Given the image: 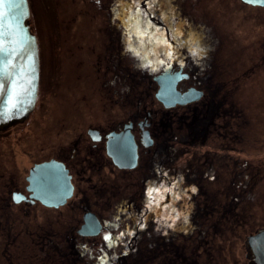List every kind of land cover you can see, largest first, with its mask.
Wrapping results in <instances>:
<instances>
[{
  "label": "flooded vegetation",
  "instance_id": "flooded-vegetation-1",
  "mask_svg": "<svg viewBox=\"0 0 264 264\" xmlns=\"http://www.w3.org/2000/svg\"><path fill=\"white\" fill-rule=\"evenodd\" d=\"M111 2L28 0L39 84L34 110L0 129V264H127L160 211L167 219L182 209L188 182L203 190L212 181L211 195L227 197L234 180L248 176L247 163L232 157L246 152L234 129L243 118L233 102V80L207 73L211 63L200 51L190 57L179 39L184 35L164 26L163 0ZM40 19L48 21L46 30ZM128 58L138 83L126 89L132 79H123L127 72L122 76L121 69ZM165 73L180 77L176 91L191 94L192 102L167 108L158 99V78ZM105 94L118 119L92 122L73 142L74 96L77 106L84 101V110ZM110 146L137 149L136 166L121 168ZM188 149L193 156L180 166ZM124 190L130 200H116L113 192ZM103 204L116 209L112 220L98 210ZM224 205L208 209H231ZM96 222L99 233L89 235ZM126 225L129 238L121 253L90 255L86 244ZM110 234L107 246H117Z\"/></svg>",
  "mask_w": 264,
  "mask_h": 264
},
{
  "label": "rangeland",
  "instance_id": "rangeland-1",
  "mask_svg": "<svg viewBox=\"0 0 264 264\" xmlns=\"http://www.w3.org/2000/svg\"><path fill=\"white\" fill-rule=\"evenodd\" d=\"M104 1L112 3V0ZM163 1L164 26L184 35L179 39L186 50L190 48V57L200 51L211 63L206 67L207 73L233 80V102L243 118L234 129L238 128L244 137L246 152L236 151L232 157L247 163L248 176L245 183L246 179L234 180L227 197L211 195L212 181L204 182L203 190L192 181L188 182L179 201L182 209H174L167 219H164V210L160 211L151 232L134 244L127 264H253L246 242L264 226V9L247 7L240 0ZM40 22L46 30L48 21L40 19ZM132 60L126 59L121 69L122 76L127 72L123 79H132L126 89L138 83L130 76ZM135 90L130 93L134 94ZM76 97L71 101L72 108L78 111L71 123L73 142L92 122L106 125L118 119L115 116L117 107L106 94L97 101L90 100L84 110L81 108L84 101L77 106ZM54 99H59V95L53 96L51 102ZM154 107L158 109L156 103ZM122 111H129V108H122ZM189 151L179 160L180 166L193 156L194 151ZM113 193L116 200H130L132 196L125 190L121 195L118 191ZM93 200L98 201L97 198ZM225 203L231 209H208L220 204L224 207ZM99 205L98 210L105 219L112 220L116 209ZM133 210L137 213L143 209ZM128 226L110 231L118 239L117 246H107L111 239L109 232L86 244L91 248L90 255L121 253L122 244L129 238Z\"/></svg>",
  "mask_w": 264,
  "mask_h": 264
},
{
  "label": "water",
  "instance_id": "water-1",
  "mask_svg": "<svg viewBox=\"0 0 264 264\" xmlns=\"http://www.w3.org/2000/svg\"><path fill=\"white\" fill-rule=\"evenodd\" d=\"M253 6H264V0H241ZM30 17L28 0H0V129L24 120L35 108L39 84V55L36 38L27 24ZM179 76L168 73L158 78V99L167 108L192 102L191 94L180 96L176 91ZM113 145V143H112ZM109 154L124 169L137 163V149L109 147ZM42 167L35 169L38 172ZM59 170V168H58ZM72 186L69 183L70 196ZM99 226L91 227L89 235H97ZM253 264H264V231L246 242Z\"/></svg>",
  "mask_w": 264,
  "mask_h": 264
},
{
  "label": "bare ground",
  "instance_id": "bare-ground-1",
  "mask_svg": "<svg viewBox=\"0 0 264 264\" xmlns=\"http://www.w3.org/2000/svg\"><path fill=\"white\" fill-rule=\"evenodd\" d=\"M241 1V0H240ZM242 2V1H241Z\"/></svg>",
  "mask_w": 264,
  "mask_h": 264
}]
</instances>
